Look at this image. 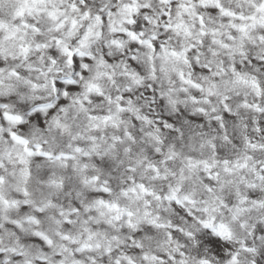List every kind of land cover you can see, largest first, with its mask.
I'll use <instances>...</instances> for the list:
<instances>
[{
	"label": "snow or ice",
	"instance_id": "1",
	"mask_svg": "<svg viewBox=\"0 0 264 264\" xmlns=\"http://www.w3.org/2000/svg\"><path fill=\"white\" fill-rule=\"evenodd\" d=\"M0 264H264V0H0Z\"/></svg>",
	"mask_w": 264,
	"mask_h": 264
}]
</instances>
